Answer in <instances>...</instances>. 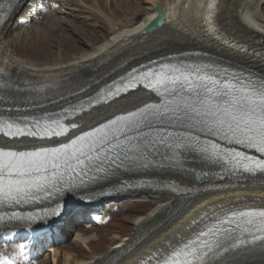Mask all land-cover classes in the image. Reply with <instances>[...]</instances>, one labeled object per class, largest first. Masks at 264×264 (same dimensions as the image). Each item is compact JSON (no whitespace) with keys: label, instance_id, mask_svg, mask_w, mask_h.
I'll use <instances>...</instances> for the list:
<instances>
[{"label":"bare ground","instance_id":"1","mask_svg":"<svg viewBox=\"0 0 264 264\" xmlns=\"http://www.w3.org/2000/svg\"><path fill=\"white\" fill-rule=\"evenodd\" d=\"M144 1L149 5L148 13L138 24L131 27L114 24V33L110 37L98 41L99 44L95 40L90 41L91 47L74 62L50 64L48 61L19 60L12 50V39H26L32 27L48 30L51 27L49 23L64 25V30L71 28L74 25L71 18L76 15L69 1L0 0V81L12 85L11 88H0V107H7L6 112L21 114L53 109L89 95L137 65L188 49L240 64L264 76V0ZM158 6L165 14L166 25L163 22L157 29L172 31L168 24L175 22L166 20L172 15L182 20L184 33L161 35L157 29L144 31L157 15ZM43 14L50 21L40 19ZM213 30L217 32L213 34L216 37L211 36ZM155 51L162 53L156 54ZM151 102L152 98L138 89L108 100L96 106L98 109L71 121L81 127L69 130L59 142ZM54 142L57 143L56 140ZM48 144L0 136V147L5 148ZM114 177L117 180L145 177L156 184L99 194V190L110 184ZM80 193L91 194L84 203H68ZM126 194L137 198L151 197L150 201L155 204L132 220L131 231L124 237L126 241L116 244L117 247H110L102 253L95 252L89 248L91 239L84 242L90 254L79 253L77 239L83 237L85 230H79L76 238L71 237V224L78 214H93L103 208L104 202H116ZM110 198L115 201H110ZM60 203L64 206L59 212L53 211L38 222L43 231L48 230L54 236V243L47 254L40 255L41 249H36L30 256L24 249L21 251L18 246L26 245L23 239L27 233L22 229L23 224L17 223L0 226V257H7L17 264H49L51 255L54 264H157V254L180 237H190L195 228H189V222L193 218L199 220L206 212L210 215L212 207L264 209V172H235L187 155L176 161L162 158L151 162L146 169L133 167L106 180L89 182L80 190H63L34 201L27 200L13 210L34 216L38 211ZM254 235L261 239L238 232V239L244 243L227 252L221 249L210 264H264V232Z\"/></svg>","mask_w":264,"mask_h":264},{"label":"snow or ice","instance_id":"2","mask_svg":"<svg viewBox=\"0 0 264 264\" xmlns=\"http://www.w3.org/2000/svg\"><path fill=\"white\" fill-rule=\"evenodd\" d=\"M141 78L147 82L138 84ZM120 83L126 90L142 86L157 100L90 127L66 143L59 142L69 132L61 124L60 114L48 117L60 130L51 129L46 135L35 130L40 121L22 125L19 119L0 116V127L15 129L4 133L12 139L27 135L57 141V146L32 150L0 147V204L36 200L40 193L51 196L63 191V184L73 191L85 186L84 176L95 182L121 170L146 169L151 165L149 157L156 156L176 161L187 155L213 164L235 161L245 172H264V159L253 162L234 147L254 149L264 156V80L239 77L210 64L168 63L159 70L133 69ZM11 87L0 81V88ZM120 91L119 86L114 90L109 86L107 94L115 97ZM88 102L93 103L91 96ZM70 107L73 112L77 107L81 113L85 111L83 102ZM63 112L66 115L68 109ZM80 127L70 123L72 130ZM77 178H81L79 185ZM9 219L20 217L13 214ZM189 228H195L191 236L164 247L157 254V264H210L221 249L227 252L244 243L238 232L261 239L254 233L264 232V209L215 206L210 215L206 212L199 220L193 218ZM0 264L12 262L0 257Z\"/></svg>","mask_w":264,"mask_h":264},{"label":"rangeland","instance_id":"3","mask_svg":"<svg viewBox=\"0 0 264 264\" xmlns=\"http://www.w3.org/2000/svg\"><path fill=\"white\" fill-rule=\"evenodd\" d=\"M68 1L70 7L75 9L74 13L76 16L71 18L73 19L71 24L74 25L67 30H64V25L56 26L52 23H49L51 27L48 30L32 27L26 39H16L15 41L12 39V50L15 53V57L21 61H48L50 64L74 62L91 47L90 41L95 40V43L99 44L100 42L98 41L110 37L114 33V24L121 23L119 26L124 24L128 27L138 24L148 13L147 6H149L144 3V0ZM262 11L264 14V3L262 5ZM40 16L39 18L44 20V22L50 21L45 14ZM166 20L175 22L168 24L171 26L172 31H168L167 28L164 29L161 27L162 29H157L159 30L157 32L158 34L173 35L174 32L184 33L185 29L182 28L183 23L181 19L170 15L166 17ZM164 23L166 25V22ZM211 33L212 37H216L213 35L217 33L216 31L213 30ZM171 50L175 51L176 49ZM183 51L193 50L188 49ZM160 52L162 53V51H158V53ZM158 53L156 52V54ZM147 55L148 54L145 56ZM95 109H98V107H92L76 115L71 121H75L79 117ZM109 200L115 201L114 198H110ZM150 200H152L151 197L145 196L137 198L133 194H126L117 199L116 202H111L109 204L110 208L112 210L116 209L112 212V220L108 225L100 227L94 232L82 235L83 239H77L78 252L89 255L90 251L85 247L84 242L91 239V243L89 244L90 250L99 253H102L105 249L110 247H117V245L124 242L123 240L126 241L124 237L128 236L131 231L132 220H134L136 216L147 212L151 206L155 204ZM51 257L49 264H54L53 256L51 255Z\"/></svg>","mask_w":264,"mask_h":264},{"label":"water","instance_id":"4","mask_svg":"<svg viewBox=\"0 0 264 264\" xmlns=\"http://www.w3.org/2000/svg\"><path fill=\"white\" fill-rule=\"evenodd\" d=\"M158 15L155 19H153L144 29L146 32H151L157 29L165 20V15L163 10L158 6L156 7Z\"/></svg>","mask_w":264,"mask_h":264}]
</instances>
